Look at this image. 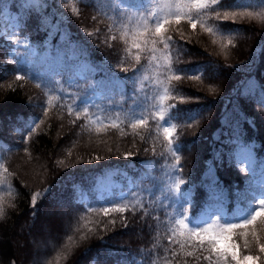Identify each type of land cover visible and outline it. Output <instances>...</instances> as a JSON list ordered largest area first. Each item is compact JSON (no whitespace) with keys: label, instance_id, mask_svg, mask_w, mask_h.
Returning <instances> with one entry per match:
<instances>
[{"label":"trees","instance_id":"trees-1","mask_svg":"<svg viewBox=\"0 0 264 264\" xmlns=\"http://www.w3.org/2000/svg\"><path fill=\"white\" fill-rule=\"evenodd\" d=\"M36 1L40 4L30 0H0V15L4 6L10 4L25 22L29 18L35 20L34 25H28L26 31L31 45L37 48V54L30 69L25 68L24 71L41 85L51 88H59L60 85L71 87L72 91L68 94L76 97L75 101L101 91L102 97L97 105L100 114L103 116L104 111L112 118L118 115L120 126L112 128L109 119L102 124L91 123V116L81 112L84 123L79 127L83 132L87 130L94 135L99 142L100 152L106 147L111 163L100 162L90 169H87L89 166L85 162L83 166L63 163L64 181L54 180L44 188L35 186L36 182L23 178L6 165L10 141L2 134V130L13 132L18 149L28 142L25 134L34 129V119L29 111L23 109L29 99L24 86L18 83L23 80L16 81L14 76L18 68L12 73H4L0 63V164L8 169L7 173L0 170V176L5 180L0 185V208L3 209V217L0 218V264H169V261L171 264H208L203 259L197 262L195 257H185L178 244L168 242L170 232L166 212L172 213L177 205L169 208V201L164 196L167 185L173 182L172 165L176 163L175 157L167 150V140L160 129L151 127L154 95L150 90V78L144 81V91L137 90L135 96L133 81L122 79L133 75L132 71H121L122 68L139 69L148 77V59L153 55L149 49L152 45L148 44L144 48L139 64L134 58L120 62L116 55L105 52L104 48L99 49L96 45L83 42L80 33L57 9L54 0ZM232 2L223 0L226 5ZM144 3L147 0H85L83 4L109 18H116L118 24L124 25L126 18L122 16L126 17L125 11L135 13L134 6ZM240 4L239 8L228 10L240 12L246 11L245 8L260 9V15L264 16V0H240ZM148 7L151 8L150 4ZM141 14H144L143 9ZM208 20L214 28L219 24L222 31L217 32L216 36H233L232 45L224 42L225 49L222 51L221 48H212L203 38L189 40L179 38L174 31L164 32L165 37H172L168 51L171 67L175 71L172 77H181L180 80L173 78L168 87L170 97L178 98L174 114L179 118L175 119L177 133L173 140L175 142L178 137L181 179L191 189L192 203L185 207L189 208L190 215L199 216L207 211L208 206L214 207L219 202L229 214L235 211L236 192L249 186L254 171L243 172L242 176L236 175V178L230 177L228 169L235 167L234 152L242 144L251 142L257 146L256 153L261 150L264 152V115L260 117L255 110L261 107L264 113V19L249 24L239 22V18L234 23ZM64 34L68 36V41L63 39ZM70 43L74 44L75 54L71 53ZM120 46L123 47V44ZM161 46L162 43L157 40L155 47ZM80 58L87 59L96 71L70 82ZM196 75L200 76L199 80L190 78ZM10 76L14 81H11ZM145 95L150 102L144 101ZM71 105H74L73 112H76L78 107L75 106L80 105V101ZM59 108L65 110V107ZM133 113L136 114L135 118H140L141 114L146 117L147 126H140L133 131L130 127ZM19 123H23L22 128L18 126ZM4 124L6 127L2 128ZM105 125H108L106 131H96L97 127ZM52 127L56 126L49 124L45 132L39 134L37 130L31 134L38 157H42L40 153L49 151L51 156L52 152L57 151ZM107 136L108 142H104L102 138ZM77 140L81 142L84 139ZM124 151H129L130 155H119ZM109 165L118 168V176L123 179L129 202L133 197H142L148 214L140 210L135 214L126 211L118 217V221L107 225L98 220L101 215L99 211L104 208L93 188V179L97 171ZM122 171L128 173L131 186L126 183ZM210 179L219 180L223 197L218 195L216 199H209L206 195ZM79 186L87 192L88 203L78 200ZM36 192L41 193V196L33 207L31 197ZM45 208H53L58 212L66 225L62 226L60 222L52 225V234L57 236V240L51 235L54 238L53 246L45 249L47 251L41 260L34 261L28 257L32 250L25 248L19 251L20 243L14 237L19 225L21 229L25 223L34 226L41 210ZM156 216L158 220L154 219ZM28 233L32 234L30 231ZM82 235H87V239L81 240ZM186 250L190 251L191 248ZM173 251L177 252L176 257L172 256ZM62 255L66 256L56 259Z\"/></svg>","mask_w":264,"mask_h":264},{"label":"rangeland","instance_id":"rangeland-1","mask_svg":"<svg viewBox=\"0 0 264 264\" xmlns=\"http://www.w3.org/2000/svg\"><path fill=\"white\" fill-rule=\"evenodd\" d=\"M30 2H37L38 5L40 4V2L36 0H30ZM84 2L85 0H54V3L57 5V9L60 10L74 29L80 33L83 42L96 45L99 49L104 48L105 52L116 55L120 62L130 61V59L132 60L138 51L134 47H131L133 43L131 33L135 30V17L133 16V23H129L126 19L125 24H128L129 34L125 36V29L122 25L117 23L116 18H109L107 15L96 11L93 7L84 5ZM185 2L186 0H154L150 6L153 11L157 12L158 16L168 15V18L171 20L170 24L165 25V32L174 31L179 38L183 37V39L189 40H197V37L203 38L209 45L212 46V48H221L223 51L225 49L224 42L227 43L229 39L232 40L233 36L219 37L207 33L204 28L212 27V22H210L207 17L204 18L203 15L200 17L193 16V20L196 21L195 29L192 28L188 19L183 16H181L180 23L177 24L175 22V18L170 15L169 9L165 7V5H171V11L174 12L177 4L182 5ZM73 7L79 10L78 15L71 11ZM116 7L117 4L115 8ZM245 9H247L246 11L258 14H260L261 11L260 9ZM242 11L244 10H241L240 12ZM129 12L125 11L124 15L127 17L133 14H129ZM126 17L122 16L124 19ZM205 20H207V23H205ZM256 20L257 19L239 18V22L244 24H249L251 22H255ZM150 22L151 21H149V23ZM34 23V18H29V20L25 22L17 9L10 4H6L4 6L0 15V63L2 64V71L4 73H12L13 70L18 68V72H16L14 76L17 77V75H20L24 77V79H22L23 81H19L18 83L24 86L25 94L29 99L23 109L29 111L35 121V124L39 125L38 127L34 126L32 132L25 134L28 138V142L20 146L18 149H16L17 138H15V135L11 130H2V134L10 141L9 153L6 155V165L15 170L17 174H20L23 178L36 182L35 186L44 188L49 186L54 180L64 181L66 179L63 174L65 172L62 168L63 163L66 165L83 166L85 162L89 166L87 169L93 168L100 162H106L107 164L111 163V161H109L111 159L108 158L109 154L105 151L106 147L102 152H100V147L98 145L99 142L95 137H93L94 135L89 133L87 130L83 132L79 127L80 124L84 123V119L81 118V116L77 119L75 112L69 114L68 105L77 103L78 101L86 102L84 106L88 108V115H90L92 119H96L97 117L105 118L103 120H97V122L101 124L105 122L107 117H112L108 116L104 111L102 116L100 114V108H97L99 99L102 97L101 91L94 93L86 99L78 98L75 101L76 97L68 94L72 91V88L67 85H60L59 88H51L41 84L40 87L36 86L37 81L24 71L25 68L30 69L29 66L32 64V60L37 54V48L31 45L29 34L26 31L27 26L34 25ZM110 28L112 29L111 31H109ZM89 32L93 33V35L89 36ZM112 36H116L117 38L112 40ZM15 37H27V43L20 45L15 44L13 40L10 39ZM63 39L68 41V36L64 34ZM121 44H123V47L120 46ZM69 45L71 53L75 54L76 50L74 48V44L70 43ZM125 46L128 47L127 49L131 48V51H126ZM157 50L158 51L155 55L158 57V60L150 61L151 56L148 59V78H150V90L154 95V104L151 114L159 113V96L163 95V85L160 84V82L165 81L169 76H173L175 73L172 67L171 71L165 67V63L169 59V52L162 51L163 44L161 47H158ZM142 54L143 51H140V55ZM94 71H96V69L87 59L80 58L77 61L76 70L74 75L70 78V82L76 81V77L77 79L83 78L85 74ZM10 79L11 81H14L12 76H10ZM168 96L169 99L164 101L165 108L171 104L176 105L178 101L177 97H170L169 92ZM59 106L65 107V110L59 108ZM174 110L176 111V109ZM174 110L173 112H175ZM255 110L260 117L264 115L261 107H258ZM78 111L83 112V108L78 107ZM36 117H39V119L36 120ZM85 119L88 118L86 117ZM151 120L152 129L159 128L163 134V127L167 125L163 124V122L155 119L154 117H151ZM41 121L43 122L41 123ZM73 121H75V123H73ZM172 123L176 125L177 129L175 119L172 120ZM49 124L56 126L52 127L51 132L54 134V142L55 146H57V151L55 153L52 152L51 156L49 155V151L46 152V154L40 153L42 157L39 156V158L35 149L34 141H32L33 136H31V134L37 130L39 134L45 132L44 130ZM18 126H21L22 128L23 123H19ZM4 127H6V124H4L2 128ZM176 133L177 130L173 134V137L176 136ZM108 137L109 136L102 138L103 141L108 142ZM79 138L84 140L77 142V139ZM254 144L255 143L253 142L245 143V145H242L236 153L234 152L235 167L232 166V168L228 169L230 177L236 178V175L237 177L242 176V174H244L243 172H247L245 169H248V171H254V175L252 176L254 183H259L262 179H264V152L261 150L256 153L255 148H257V146H254ZM12 151H14V153H12ZM15 152L17 153L16 155ZM119 155L128 156L130 155V152L124 151ZM97 156L100 157V159H96ZM118 171L117 167L109 165L104 170L97 171V175L93 179V188L96 190L97 196L101 199L103 208H113L115 204L112 202L122 203L123 200L121 198L129 201L127 198L128 191L123 183V179L118 176ZM122 174L126 177V183L131 186V178L128 176V173L126 171H122ZM176 178L181 179V176ZM82 189V186L78 187V200L88 203L89 196L87 192ZM206 210L207 211L201 213V219H207V216L210 213L218 211L227 212L224 205L220 202L216 203L214 207L208 206ZM99 213L101 215H99L98 220L103 222L105 225L109 222L118 221V217L123 214L111 211L107 215H105L103 211H99ZM58 222H60L62 226L66 225V223L62 221L61 216L58 215V212L53 210V208H45L41 210V214L36 220L34 226L30 227L25 223L24 226L22 225L23 228L21 229V226L19 225L18 231L14 237L17 243H20L18 250L23 251L25 248H30L32 253L28 257L33 258L34 261L41 260L47 251H45V249L53 246L52 241L54 238L57 240V236L52 234L51 228L53 224H57ZM233 222L238 223L239 221L234 220ZM255 228L257 234L261 237V242H264V231L261 230L264 226L260 224L259 220L257 221ZM29 231L33 235H30L28 233ZM237 231L239 232L242 230ZM249 232H251V226L249 228ZM51 235H53L54 238H51ZM234 238L237 240V243L240 244L241 254H247L248 250L243 248V238L239 236ZM251 239V235H249V240L251 241ZM251 252L253 255L260 254L258 247L255 245L251 248ZM65 256L66 255L58 256L56 259L60 260ZM262 264H264V261H262Z\"/></svg>","mask_w":264,"mask_h":264},{"label":"snow or ice","instance_id":"snow-or-ice-1","mask_svg":"<svg viewBox=\"0 0 264 264\" xmlns=\"http://www.w3.org/2000/svg\"><path fill=\"white\" fill-rule=\"evenodd\" d=\"M154 0H147V3L141 4L136 7V12L130 16H127L126 19L129 23H133V16L135 17L134 21V31H132V46L137 49V54L134 57L137 64L140 63V51H143L144 48L151 44L152 47L149 49L153 53L150 58V61H157L158 57L155 53L158 51L155 47L157 40L163 44L164 52H168L170 50V46L172 43L171 36H164V32L166 31L165 25L170 24L171 20L168 18V15L158 16L157 12L153 11L148 7L149 4H152ZM241 6L240 0H233L230 4H224L223 0H186L185 3L177 4L175 11H171V5H165L166 8L169 9L170 15L175 18V22L180 23L181 16L188 19L191 23L193 29L196 27V21L193 20V16L200 17L201 15L207 17V19H211L214 22L221 21H231L236 22L238 18H250V19H264V16H261L258 13H253L249 11H230L228 9L231 8H239ZM141 9L144 10V14H141ZM219 9H224L223 11ZM74 14L79 13V10L75 7L71 9ZM212 13L211 16L208 13ZM149 21H151V26ZM207 23V20H205ZM125 29L124 35L127 36L128 32V24L122 25ZM112 29L110 28L109 31ZM204 30L212 35H216L217 32H221L222 30L217 23L214 27H205ZM89 36L93 35V33L89 32ZM117 37L112 36L111 39L115 40ZM183 38V37H181ZM13 40L15 44H26L27 37L19 38H10ZM232 40H228V44L232 45ZM126 51L130 52L131 48L126 49ZM165 67H167L170 71L171 61L170 58L166 61ZM121 71L127 73L132 71L133 75L131 77L124 76L122 79L125 81H133V96L136 95L137 90L144 91V81L148 79V77L144 76L143 73L139 69H129L122 68ZM183 71V70H180ZM180 80V76H169L165 81L160 82L163 85L162 92L163 95L159 96L160 100V109L159 113H154L153 116L155 119L163 122V124L167 125L163 127V134L165 139L167 140V150L175 157L176 163L172 165L173 168V182L167 185L166 194L164 196L165 200L169 201L168 207L171 208L174 204L177 207L174 209L172 213H167L168 220L167 224L169 226L170 235L168 236L169 244H178L179 249L183 252L185 257H195L196 261L199 262L201 259L208 262V264H262L264 261V242H261V237L257 234L255 225L259 220L260 224L264 226V179H262L259 183H254L253 181L249 182V186L243 191L237 190L236 192V200H235V211L228 212L218 211L214 213H210L207 216V219H201L199 215H190L189 208L185 207V205H191L192 200L190 198L191 189L187 185V182L184 179H177L176 177L182 176V169L179 167L180 157L177 155V152L180 151V146L178 143V137L176 141L173 140V134L176 132V125L172 123V120L178 119L179 117L174 114L173 110L176 109L175 104L169 105L167 108L164 107V101L169 99L168 92L172 79ZM199 80L200 76L196 75L194 77H190ZM16 79L22 80L23 76L17 75ZM37 87H40V84L37 83ZM145 102H150L149 97L145 95L143 97ZM264 103V101H262ZM86 102L81 101L80 105H76L75 107H82L83 114L85 116L88 115V108L84 106ZM142 107V105H140ZM74 105H68V112L72 114L74 111ZM46 114V112H45ZM81 111H76L75 115L77 119L81 116ZM136 114L133 113V122H131L130 127L135 131L138 127L144 126L146 127L148 124V120L146 117H143L141 114L140 118H135ZM104 117H97L96 119H92L89 117L91 123H97V120H103ZM110 121V126L112 128L119 127V116L115 119L107 118ZM189 119H194V117H189ZM43 121H41L42 123ZM35 127L39 125L35 124V121L32 122ZM75 123V121H73ZM108 125L104 127H97L96 131H106ZM143 139V136H141ZM153 151H155L153 149ZM96 159H100V157H96ZM0 170L4 173L8 172V169L0 164ZM212 169H209L211 172ZM248 171V169H245ZM5 180L2 176H0V185H3ZM11 186L9 185V189ZM46 191V190H45ZM131 195V194H129ZM206 195L209 199H216L219 195L223 197V190L220 188V182L218 179H210L209 188L206 191ZM41 196V193L36 192L32 194L31 202L32 206L35 207L37 199ZM123 200L122 203H115V206L111 209L104 208L102 209L103 213L107 215L111 212H119L124 213L126 211H131L133 214L137 210L143 211L145 214H148L147 209H145V205L142 202V197H133L131 202L128 200ZM89 211H95V209H89ZM3 217V209L0 208V218ZM154 219H159L158 216L154 217ZM239 221L235 223L233 221ZM112 223H115L114 221ZM127 227V224H124ZM251 226V232H249V228ZM107 227V226H105ZM242 230V231H237ZM264 231V228L261 229ZM89 231H93L89 229ZM249 235H251V241L249 240ZM242 237L243 238V248L248 250L247 254H241L240 252V244L237 243V240L234 237ZM71 240V237H68ZM87 239V235H82L81 240ZM255 245L259 249V255H253L251 252V248ZM187 248H191V250H186ZM198 253H200L198 255ZM203 253H207L203 255ZM177 252L173 251L172 256L176 257ZM119 264V262H118ZM155 264V262H153ZM169 264L171 262L169 261Z\"/></svg>","mask_w":264,"mask_h":264}]
</instances>
